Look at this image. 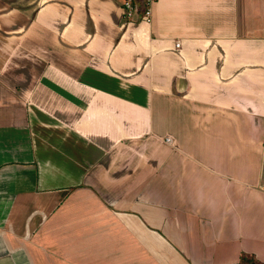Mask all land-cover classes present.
Segmentation results:
<instances>
[{
  "label": "crops",
  "instance_id": "0c3cea01",
  "mask_svg": "<svg viewBox=\"0 0 264 264\" xmlns=\"http://www.w3.org/2000/svg\"><path fill=\"white\" fill-rule=\"evenodd\" d=\"M122 14L0 0V264L264 263V0Z\"/></svg>",
  "mask_w": 264,
  "mask_h": 264
},
{
  "label": "built area",
  "instance_id": "2783aa9c",
  "mask_svg": "<svg viewBox=\"0 0 264 264\" xmlns=\"http://www.w3.org/2000/svg\"><path fill=\"white\" fill-rule=\"evenodd\" d=\"M122 11L123 17L127 20H135L137 12L140 10V20L150 22L152 15V7L156 0H118ZM175 46H179V42H175ZM168 140V138H167Z\"/></svg>",
  "mask_w": 264,
  "mask_h": 264
},
{
  "label": "trees",
  "instance_id": "16d2710c",
  "mask_svg": "<svg viewBox=\"0 0 264 264\" xmlns=\"http://www.w3.org/2000/svg\"><path fill=\"white\" fill-rule=\"evenodd\" d=\"M234 264H264L258 261L252 254H247L242 252L239 256V259Z\"/></svg>",
  "mask_w": 264,
  "mask_h": 264
}]
</instances>
